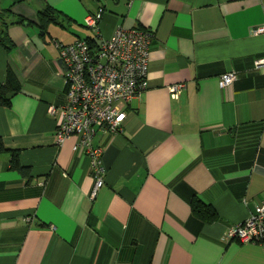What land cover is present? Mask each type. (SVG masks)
<instances>
[{"label": "crops", "instance_id": "crops-1", "mask_svg": "<svg viewBox=\"0 0 264 264\" xmlns=\"http://www.w3.org/2000/svg\"><path fill=\"white\" fill-rule=\"evenodd\" d=\"M46 4L64 18L49 41L37 27ZM2 9L14 47L0 45V83L11 67L21 89L0 105V264H264V243L222 239L264 203V67L252 64L264 56V0H0ZM99 9L102 37L122 26L154 38L148 86L121 131L92 139L107 171L91 199L85 150L76 136L57 142L60 117L48 108L65 99L57 44L93 36L83 19ZM175 83L184 88L172 97ZM12 151L29 176L10 167ZM195 199L216 218L194 215Z\"/></svg>", "mask_w": 264, "mask_h": 264}, {"label": "built area", "instance_id": "built-area-1", "mask_svg": "<svg viewBox=\"0 0 264 264\" xmlns=\"http://www.w3.org/2000/svg\"><path fill=\"white\" fill-rule=\"evenodd\" d=\"M102 10L86 15L85 27L97 39L91 47L84 38L70 44H57L59 61L63 67L65 99L59 106L50 105L52 116L59 115L55 130L57 142L76 136V147H83L92 168L94 185L90 198H94L103 185L107 171L103 163V148L93 145L97 133L116 134L121 131L125 108L147 86V72L151 41L150 29L117 26L108 37L99 32ZM264 33V26L257 29ZM253 67H264V56L252 62ZM236 71L222 75V87L229 86ZM183 83L168 87L172 97H177ZM223 240L264 243V203L255 207L246 219L226 229Z\"/></svg>", "mask_w": 264, "mask_h": 264}, {"label": "trees", "instance_id": "trees-1", "mask_svg": "<svg viewBox=\"0 0 264 264\" xmlns=\"http://www.w3.org/2000/svg\"><path fill=\"white\" fill-rule=\"evenodd\" d=\"M9 14V9H2L0 11V45H2L7 50H10L14 47L13 42L9 38L7 28L9 26V21L5 19V17ZM38 23L37 27L44 34L47 32V28L50 24H59V26H63L62 19L60 17V13L57 12L49 5H45L43 9L38 11ZM6 15V16H5ZM9 16V15H8ZM18 23L24 22L21 17H16V21ZM87 43L91 47L97 46V39L93 36L84 38ZM72 43V42H71ZM21 89V84L18 81L15 73L11 69V67H7L5 72V79L2 83H0V105L9 106L11 96L18 92ZM5 150L4 144L0 139V153ZM10 167L18 170L23 176H29V170L25 167H22L19 164L17 151H12L11 159H10ZM191 211L194 215L198 216L205 222H210L216 218L215 211L210 208L208 205H205L199 199H195L191 202Z\"/></svg>", "mask_w": 264, "mask_h": 264}, {"label": "rangeland", "instance_id": "rangeland-1", "mask_svg": "<svg viewBox=\"0 0 264 264\" xmlns=\"http://www.w3.org/2000/svg\"><path fill=\"white\" fill-rule=\"evenodd\" d=\"M61 32L62 31V29H61V26H59V24H55V23H53V24H50L49 26H48V29H47V32L44 34V37L49 41L51 38H55V37H57V35H56V33L57 32ZM39 32H41L40 30H39ZM51 32V33H50ZM52 36V37H51Z\"/></svg>", "mask_w": 264, "mask_h": 264}, {"label": "water", "instance_id": "water-1", "mask_svg": "<svg viewBox=\"0 0 264 264\" xmlns=\"http://www.w3.org/2000/svg\"><path fill=\"white\" fill-rule=\"evenodd\" d=\"M41 34H43V32H41Z\"/></svg>", "mask_w": 264, "mask_h": 264}]
</instances>
